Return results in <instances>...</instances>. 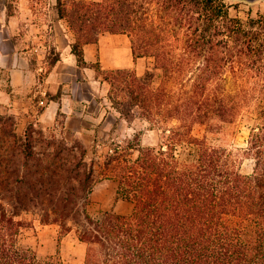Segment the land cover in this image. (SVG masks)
I'll return each instance as SVG.
<instances>
[{
  "label": "trees",
  "instance_id": "1",
  "mask_svg": "<svg viewBox=\"0 0 264 264\" xmlns=\"http://www.w3.org/2000/svg\"><path fill=\"white\" fill-rule=\"evenodd\" d=\"M56 4L74 34L79 66L86 65L83 46L105 32L127 34L134 59L153 58L156 83L150 71L92 66L119 116L145 119L158 138L114 142L96 158V136L88 164L82 147L79 166L60 173L25 168L7 181L0 264H68L21 242L30 225L21 214L29 210L41 223H56L61 237L84 242L83 264H264V13L232 15L224 0ZM238 121L248 128L243 153L253 159L251 173L241 171L233 149L210 141ZM96 178L115 179L131 212L91 215L86 205Z\"/></svg>",
  "mask_w": 264,
  "mask_h": 264
},
{
  "label": "rangeland",
  "instance_id": "2",
  "mask_svg": "<svg viewBox=\"0 0 264 264\" xmlns=\"http://www.w3.org/2000/svg\"><path fill=\"white\" fill-rule=\"evenodd\" d=\"M224 1L233 5L230 8L232 15L245 18L248 15L255 16L257 13H264V0ZM55 2L56 0H0V8L2 4H8L9 9L13 11L19 9L18 4H35L37 9L40 8L41 14L46 13L45 17L48 18L49 12L43 9V4H55ZM48 29V27L20 28V31L25 37L31 36L33 30L49 37ZM54 57V50H52L49 58ZM131 67L135 68L139 75L146 71L152 72L155 83L159 80L160 71L154 67L153 58L150 56L139 58ZM1 74L5 75L2 72ZM105 86L107 88L108 84H105L104 88ZM103 101L102 108L94 102L86 108L91 113H87V119L80 122L79 130L65 127L62 123L48 127L30 123L21 128L15 124V119L10 115L0 114V196L4 199L3 201L6 202L12 196L11 191L8 190L7 181L16 180L17 174L25 168L28 172L57 170L60 173L69 166H79L77 161L82 147L88 149L85 158L88 164L93 154L91 145L96 136L100 148L96 158H99L108 145L117 142L123 146L126 140H132L135 136L141 144L157 142V134L149 129L148 121L139 117L132 120L121 118L107 96ZM95 112H97L96 115ZM59 119L61 121L60 116ZM247 137L248 128L244 122L238 121L210 136V141L233 149L240 158L241 171L251 173L254 165L253 159L243 153ZM27 145L32 152V156L28 158L23 152ZM28 180L34 182L36 176L30 175ZM116 188L115 179L96 178L89 193L87 211L93 216H100L105 211L121 214L131 212L132 203L118 196ZM21 217L30 223L21 242L34 248L38 256L43 258L59 255L68 264H83L86 250L84 242L79 241L72 234L61 237L59 226L52 222L41 223L39 213L35 210L24 211Z\"/></svg>",
  "mask_w": 264,
  "mask_h": 264
},
{
  "label": "crops",
  "instance_id": "3",
  "mask_svg": "<svg viewBox=\"0 0 264 264\" xmlns=\"http://www.w3.org/2000/svg\"><path fill=\"white\" fill-rule=\"evenodd\" d=\"M18 7L12 11L2 4L0 8V114L10 115L21 128L30 123L42 127L62 123L79 130L80 122L91 113L86 108L93 102L102 108L108 92L104 88L108 83L92 64L99 62L103 69L131 67L141 57L133 58L127 34L105 32L97 43L83 46L86 65L79 66L71 51L74 34L66 19L59 17L56 2L43 4L48 18L35 4ZM40 27L49 28V37L36 30L25 37L20 31ZM52 50L57 56L53 62L49 58ZM42 88L47 101L36 112Z\"/></svg>",
  "mask_w": 264,
  "mask_h": 264
},
{
  "label": "built area",
  "instance_id": "4",
  "mask_svg": "<svg viewBox=\"0 0 264 264\" xmlns=\"http://www.w3.org/2000/svg\"><path fill=\"white\" fill-rule=\"evenodd\" d=\"M39 95V98H37V101H36V112H39L40 108L45 106L46 104V92L45 90L42 88L38 91V94Z\"/></svg>",
  "mask_w": 264,
  "mask_h": 264
}]
</instances>
